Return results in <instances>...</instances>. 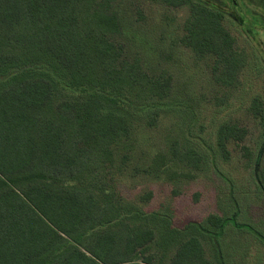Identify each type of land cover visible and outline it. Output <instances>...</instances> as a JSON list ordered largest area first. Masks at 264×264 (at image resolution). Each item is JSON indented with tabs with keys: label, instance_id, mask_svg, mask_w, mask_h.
I'll list each match as a JSON object with an SVG mask.
<instances>
[{
	"label": "trees",
	"instance_id": "trees-1",
	"mask_svg": "<svg viewBox=\"0 0 264 264\" xmlns=\"http://www.w3.org/2000/svg\"><path fill=\"white\" fill-rule=\"evenodd\" d=\"M111 1L0 0V264L153 261L147 253L153 230L132 223L133 209L115 192L113 176L128 154L115 164L112 146L122 140L129 147L140 118L154 125L156 112L148 111L169 95L171 77L151 76L138 56L124 57L111 38L119 30ZM164 1L190 4L181 41L196 55H215V80L230 84L233 59L221 15L200 0ZM242 136L236 125L218 127L224 158L227 141ZM168 147L184 165H199L193 148L176 139ZM207 221L211 228L200 225L216 262L190 236L170 264H230L221 245L226 226L264 243L259 231L230 214ZM168 238L163 230V242Z\"/></svg>",
	"mask_w": 264,
	"mask_h": 264
},
{
	"label": "rangeland",
	"instance_id": "rangeland-1",
	"mask_svg": "<svg viewBox=\"0 0 264 264\" xmlns=\"http://www.w3.org/2000/svg\"><path fill=\"white\" fill-rule=\"evenodd\" d=\"M200 1L221 15L220 25L230 38V1ZM110 9L119 24L111 38L122 45L124 57L138 56L151 76L166 72L171 77L169 95L148 111L156 112L154 125L140 118L129 147L122 140L112 146L115 164L128 154L125 168L113 176L115 192L133 209L132 223L144 222L153 230L147 252L153 255L151 264H170L178 243L190 236L199 238L205 258L216 262L202 230L213 226L208 216L230 214L264 236V60L252 43L233 31V77L224 85L214 78L215 55H196L181 41L189 3L112 0ZM258 44L264 49V43ZM223 123L243 131L240 140L227 141V158L216 140ZM171 139L196 150L199 165L189 167L176 160L168 147ZM192 227L198 232L192 233ZM163 230L171 242H163ZM221 241L230 264H264V243L252 233L226 226Z\"/></svg>",
	"mask_w": 264,
	"mask_h": 264
},
{
	"label": "flooded vegetation",
	"instance_id": "flooded-vegetation-1",
	"mask_svg": "<svg viewBox=\"0 0 264 264\" xmlns=\"http://www.w3.org/2000/svg\"><path fill=\"white\" fill-rule=\"evenodd\" d=\"M230 43H233V31L240 32L264 60V49L258 43H264V0H229ZM232 58V56L230 57Z\"/></svg>",
	"mask_w": 264,
	"mask_h": 264
}]
</instances>
